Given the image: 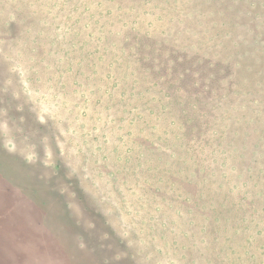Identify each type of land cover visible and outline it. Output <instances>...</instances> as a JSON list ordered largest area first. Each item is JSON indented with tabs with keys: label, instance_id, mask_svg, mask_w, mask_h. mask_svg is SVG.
Wrapping results in <instances>:
<instances>
[{
	"label": "rangeland",
	"instance_id": "obj_1",
	"mask_svg": "<svg viewBox=\"0 0 264 264\" xmlns=\"http://www.w3.org/2000/svg\"><path fill=\"white\" fill-rule=\"evenodd\" d=\"M0 194L15 262L264 264V0H0Z\"/></svg>",
	"mask_w": 264,
	"mask_h": 264
},
{
	"label": "trees",
	"instance_id": "obj_2",
	"mask_svg": "<svg viewBox=\"0 0 264 264\" xmlns=\"http://www.w3.org/2000/svg\"><path fill=\"white\" fill-rule=\"evenodd\" d=\"M20 207L21 206L18 207V205L15 204L14 200H11L9 198L5 199L0 194V219L4 217H8V218L12 217L13 219L12 223L18 224L20 228H23L25 230H30L31 233L33 229L32 225L37 220L38 216L34 214V211L30 210V212H28L24 208L20 209ZM57 241L45 243L44 246L47 252L46 251L44 252V250L42 252L41 250L40 255H42L43 258L47 257L49 264H66L62 258L57 257L58 256L57 254H55L56 257H53L52 254L50 253V250L54 252L59 247L63 248V246L60 245V243H58ZM47 254H49V256H47ZM18 255H20V259L18 262H15L13 259H11L9 255L5 254L4 252H2V250H0V264H29L28 260L27 261L25 260L24 254H18ZM30 264H38L37 259L36 262L32 260V263L30 262Z\"/></svg>",
	"mask_w": 264,
	"mask_h": 264
}]
</instances>
